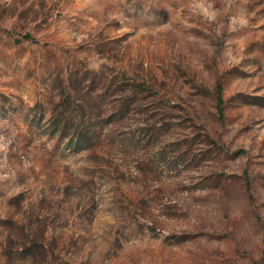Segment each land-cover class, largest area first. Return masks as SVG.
I'll list each match as a JSON object with an SVG mask.
<instances>
[{"label": "rangeland", "instance_id": "374dc122", "mask_svg": "<svg viewBox=\"0 0 264 264\" xmlns=\"http://www.w3.org/2000/svg\"><path fill=\"white\" fill-rule=\"evenodd\" d=\"M0 264H264V0H0Z\"/></svg>", "mask_w": 264, "mask_h": 264}, {"label": "trees", "instance_id": "16d2710c", "mask_svg": "<svg viewBox=\"0 0 264 264\" xmlns=\"http://www.w3.org/2000/svg\"><path fill=\"white\" fill-rule=\"evenodd\" d=\"M217 104H218V107H219V111L222 113V95H221V90H218Z\"/></svg>", "mask_w": 264, "mask_h": 264}]
</instances>
